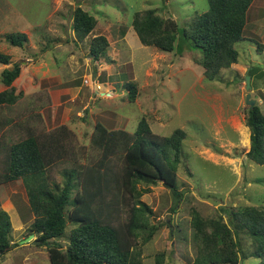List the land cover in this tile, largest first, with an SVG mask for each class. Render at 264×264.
<instances>
[{
  "label": "rangeland",
  "instance_id": "rangeland-1",
  "mask_svg": "<svg viewBox=\"0 0 264 264\" xmlns=\"http://www.w3.org/2000/svg\"><path fill=\"white\" fill-rule=\"evenodd\" d=\"M262 3L264 8V0ZM78 6L97 21L83 41H77L72 31V10ZM147 9H155L161 18H171L180 31L195 14L206 12L208 5L206 0H0V53L20 65L12 86L23 94L9 108L10 115L12 123H32L45 133L65 128L66 151H71V158L80 165L89 160V139L96 123L108 130L133 133L144 118L158 136L182 130L186 137L175 188L180 196L160 182L149 186L141 201L152 211L150 223L156 231L152 240L139 248L143 264H154L158 253L165 255L164 264H191L195 249L190 212L194 209L206 218L221 214L227 222L220 208L264 207V165L246 157L249 131L245 127L244 78L230 70L231 65L214 80H207L197 64L200 51L188 48V41L183 42L182 53L142 46L131 21L135 12ZM13 33L26 35L22 49L8 42L7 36ZM248 34L243 30L244 40L234 48L244 65L249 63L250 75L256 71L264 74V50L259 49L264 33L250 36L251 41ZM99 35L107 39L110 60L101 67L86 60L89 40ZM9 66L0 64V73ZM91 73H99L95 79L102 94L90 85ZM261 80L249 82L252 98L261 96ZM127 82L136 85L133 103L126 99ZM4 89L0 80V92ZM105 93H111V98H105ZM259 109L264 113V103ZM7 114L2 112L9 118ZM69 164L71 161L63 160L52 170L50 177L55 183H62L60 172ZM0 208L10 216L14 244L0 257V264H50L44 246L19 243L28 236L27 227L33 220L20 181L0 186ZM73 227L68 223L62 237L55 240L62 249ZM237 237L242 251L249 252L248 237L241 232ZM238 264H259V260L250 257Z\"/></svg>",
  "mask_w": 264,
  "mask_h": 264
},
{
  "label": "trees",
  "instance_id": "trees-1",
  "mask_svg": "<svg viewBox=\"0 0 264 264\" xmlns=\"http://www.w3.org/2000/svg\"><path fill=\"white\" fill-rule=\"evenodd\" d=\"M252 1L206 0L207 11L195 14L180 31L174 20L161 18L155 9L137 11L131 27L142 46L165 53H182L183 42L188 41V48L200 51L197 64L212 81L221 70L237 62L234 44L243 40ZM71 19L77 41L88 37L97 23L79 6L72 10ZM121 34H125L123 30ZM7 39L19 49L27 41L23 33L9 34ZM107 49L104 36L92 37L88 56L92 61H110ZM0 64L11 65L0 73L5 87L0 92V186L22 183L33 216L28 236L33 235L36 245L46 248L50 264H143L139 247L152 240L156 227L150 223L152 211L141 197L158 182L180 196L175 191L176 171L185 133L175 130L168 137L155 135L144 118L133 133L108 130L96 123L89 139V160L80 165L71 158L73 153L66 151L65 128L45 133L32 123H12L9 108L23 96L12 86L19 77L20 65L1 53ZM125 90L127 102L133 103L136 85L127 82ZM2 110L9 112V118L2 116ZM245 127L249 131L246 157L264 165V113L256 104L247 109ZM67 159L71 164L60 172L63 181L55 183L51 172ZM219 212L227 215V222L221 214L206 218L194 209L190 212L195 249L191 264H238L250 257L264 264V207L220 208ZM68 223L74 227L62 249L55 240L62 237ZM10 232V216L0 208V257L14 245ZM240 232L249 239L247 253L240 248ZM164 263L163 253L154 256V264Z\"/></svg>",
  "mask_w": 264,
  "mask_h": 264
},
{
  "label": "crops",
  "instance_id": "crops-1",
  "mask_svg": "<svg viewBox=\"0 0 264 264\" xmlns=\"http://www.w3.org/2000/svg\"><path fill=\"white\" fill-rule=\"evenodd\" d=\"M262 14L264 15V8H263L262 0H259L258 3H257V0H253L252 3H251V5H250V7H249L248 12H247L246 23H245V27H244V30L246 31V33H249L248 34L249 35L248 38L250 39V41L252 40L250 38V36L251 37L252 36H262V34L264 33V21H263ZM245 38L247 39V37H245ZM263 50H264V36H263V44L261 45L260 51H263ZM86 60H87V62H89V61L91 62L92 61L89 57ZM99 62H102V64L100 65ZM99 62L98 61L97 62L96 61H93L94 65H99L100 67L106 64V63H104L105 62V59L104 58H102ZM244 62L245 61L244 60H241L240 55L238 54L237 63L234 64V65H232L230 67V70H232L234 72L236 71L239 76H242L244 78L245 76L248 75V71L250 69L249 63H245V65H244ZM9 67H6V68H9ZM4 68L5 67H3L1 69L3 70ZM225 70H227V69H225ZM261 72H263V71L261 70ZM97 75L99 76V73L98 74H95V78H97L96 77ZM261 75L264 76V74H261L258 71L254 72V73H252V75H250L251 76L250 77V81H253L254 82L255 80L258 81V80H261L262 79L261 80L262 87L260 88L261 91H258V89H256V91L260 92V95L261 96L258 95V97L252 98V96H251L252 90H251V92H250V98L254 99L255 104L262 109V105L264 103V78ZM93 76L94 75L91 73L90 74L91 79L93 78ZM257 84H259V83H257ZM253 91H255V90H253ZM243 136H244V134H243ZM5 211L8 213L7 210H5ZM11 243H13L12 239H11Z\"/></svg>",
  "mask_w": 264,
  "mask_h": 264
},
{
  "label": "water",
  "instance_id": "water-1",
  "mask_svg": "<svg viewBox=\"0 0 264 264\" xmlns=\"http://www.w3.org/2000/svg\"><path fill=\"white\" fill-rule=\"evenodd\" d=\"M249 82H250V77L249 76H245L244 77V84H245V91L247 92L245 95V104L252 108L255 105V101L250 99V86H249ZM33 235H29L26 238H24L23 240H20V245H24L30 242H33L34 244H37L38 242L33 241Z\"/></svg>",
  "mask_w": 264,
  "mask_h": 264
},
{
  "label": "clouds",
  "instance_id": "clouds-1",
  "mask_svg": "<svg viewBox=\"0 0 264 264\" xmlns=\"http://www.w3.org/2000/svg\"><path fill=\"white\" fill-rule=\"evenodd\" d=\"M97 62V61H96ZM99 62V61H98ZM94 76H95V74H93ZM93 76V78L91 79V81H90V85L91 86H95V85H98L99 87L101 86L97 81H96V79H95V77ZM87 81V80H86ZM101 91V88H100V90H96V89H94V92H96L97 94H102V93H99ZM111 93H105V98H111Z\"/></svg>",
  "mask_w": 264,
  "mask_h": 264
},
{
  "label": "built area",
  "instance_id": "built-area-1",
  "mask_svg": "<svg viewBox=\"0 0 264 264\" xmlns=\"http://www.w3.org/2000/svg\"><path fill=\"white\" fill-rule=\"evenodd\" d=\"M84 83L87 84V81L85 80ZM94 87L96 90H100V87L98 85H95Z\"/></svg>",
  "mask_w": 264,
  "mask_h": 264
},
{
  "label": "bare ground",
  "instance_id": "bare-ground-1",
  "mask_svg": "<svg viewBox=\"0 0 264 264\" xmlns=\"http://www.w3.org/2000/svg\"><path fill=\"white\" fill-rule=\"evenodd\" d=\"M243 137H244V136H243ZM246 142H247V141H246ZM246 142H245V143H246Z\"/></svg>",
  "mask_w": 264,
  "mask_h": 264
}]
</instances>
